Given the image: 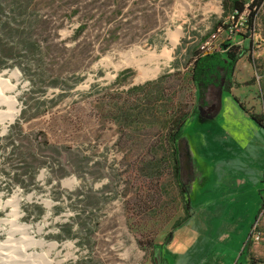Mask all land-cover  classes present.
Listing matches in <instances>:
<instances>
[{
  "label": "rangeland",
  "instance_id": "374dc122",
  "mask_svg": "<svg viewBox=\"0 0 264 264\" xmlns=\"http://www.w3.org/2000/svg\"><path fill=\"white\" fill-rule=\"evenodd\" d=\"M243 1L255 39L229 34L230 0H0L15 101L0 114L17 111L0 118V244L29 264L244 262L264 196V0ZM224 44L245 50L228 85L220 68L194 83ZM186 113L182 194L168 121Z\"/></svg>",
  "mask_w": 264,
  "mask_h": 264
},
{
  "label": "trees",
  "instance_id": "16d2710c",
  "mask_svg": "<svg viewBox=\"0 0 264 264\" xmlns=\"http://www.w3.org/2000/svg\"><path fill=\"white\" fill-rule=\"evenodd\" d=\"M232 6L235 9V12L241 13L245 10V3L243 0H230ZM258 5V3L256 4ZM255 7L253 4L251 5ZM253 16V15H252ZM252 26V24L250 25ZM223 47L226 49L225 52L221 53H213V54H199L197 55L192 70V81L197 83L198 85H202L206 82L208 76L212 73L217 71L219 68L224 70L225 73V85H228L230 79L234 76V71L236 68L237 63L239 60L245 55V50L240 51L238 47L228 46V44H224ZM194 112V111H192ZM191 113L183 114L179 120L171 118L168 121L169 132H168V139L171 143L172 147V155L174 160V172L177 181L179 182L180 188L182 189V194L185 192V188L180 183V159H179V148L180 142L183 139V127L186 124L188 118L190 117ZM252 118L264 128V121L263 115L256 116L252 114ZM185 212L187 214V218L189 216V208H190V201L186 200L185 203ZM173 232H170L165 240L164 243H169L172 240ZM250 239L248 240L247 245L249 244ZM246 245V246H247ZM253 258L251 257V264H254Z\"/></svg>",
  "mask_w": 264,
  "mask_h": 264
},
{
  "label": "bare ground",
  "instance_id": "6f19581e",
  "mask_svg": "<svg viewBox=\"0 0 264 264\" xmlns=\"http://www.w3.org/2000/svg\"><path fill=\"white\" fill-rule=\"evenodd\" d=\"M137 50V49H136ZM145 53V52H144ZM1 82V79H0ZM2 84V83H1ZM5 87V86H4ZM4 93V92H3ZM0 102L2 103H7V105H10L12 108L13 105L15 104V101L13 98H7L5 97L2 92H0ZM17 111L12 110L9 113H1V117H5L9 122H12L15 117H16ZM3 120V119H2ZM67 184V183H66ZM19 226V225H18ZM24 227V226H23ZM15 229V228H14ZM17 229V228H16ZM15 229V230H16ZM11 230V229H10ZM22 230V229H21ZM18 231V230H17ZM24 232V233H23ZM22 233L24 234V243L30 245L32 238L29 237V234L27 233L26 228H24V231ZM10 233V232H9ZM13 234V232H12ZM13 236V235H12ZM23 240V239H22ZM21 240V241H22ZM17 242V241H16ZM19 242V241H18ZM17 245L15 244V241L10 237L5 244H0V249L3 251H6L7 253L4 255L2 252H0V264H29L32 262V258L34 257V254H27V249H18L16 247ZM18 249V251L16 250ZM22 248V247H20ZM20 250V251H19ZM2 253V254H1ZM38 257V255L36 256ZM37 261V260H36Z\"/></svg>",
  "mask_w": 264,
  "mask_h": 264
},
{
  "label": "built area",
  "instance_id": "2783aa9c",
  "mask_svg": "<svg viewBox=\"0 0 264 264\" xmlns=\"http://www.w3.org/2000/svg\"><path fill=\"white\" fill-rule=\"evenodd\" d=\"M230 23H232L229 27V34H239L245 36L247 39H255L257 37V29H256V18L255 16L251 15L249 7H245V10L241 13L233 12L230 16ZM252 24V26H250ZM209 43H206V46ZM228 46H231L228 44ZM205 49V46L203 47ZM226 49L223 48L222 51H211L210 49H206L202 55L205 54H213L218 52H225ZM264 121V115H263ZM263 212H264V205H263ZM251 234L255 238V240L262 239L263 233L261 231L259 221H257L251 230Z\"/></svg>",
  "mask_w": 264,
  "mask_h": 264
},
{
  "label": "crops",
  "instance_id": "0c3cea01",
  "mask_svg": "<svg viewBox=\"0 0 264 264\" xmlns=\"http://www.w3.org/2000/svg\"><path fill=\"white\" fill-rule=\"evenodd\" d=\"M219 111H220L219 108H217L213 115H211L208 112H205L206 114H202V119L211 120V119L215 118L219 114ZM261 196H263V195H261ZM263 205H264V196H263V201H262V204H261L262 207H260L261 211L259 213V220H258L259 223H260L261 231L263 233L262 239L255 240V238L253 237V235L250 232L248 237H247V240H246V241H248L250 239L249 247H248V257H247V259L244 262H241V263L240 262H236L235 264H251V256L253 254H254V256L256 258L264 261V212L262 210L263 209ZM179 244H180L179 241L175 239V241L173 240V242L168 246V248H172L173 247L174 250H175L174 254H177L176 249L179 246ZM243 253H244V251H243ZM165 263H166V260L160 257V264H165ZM233 263H234V260L232 259L231 262L228 263V264H233Z\"/></svg>",
  "mask_w": 264,
  "mask_h": 264
}]
</instances>
